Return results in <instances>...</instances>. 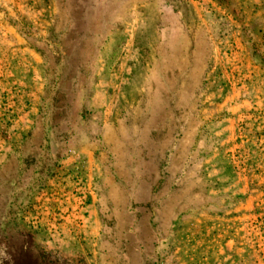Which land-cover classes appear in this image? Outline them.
I'll return each instance as SVG.
<instances>
[{"label": "rangeland", "instance_id": "1", "mask_svg": "<svg viewBox=\"0 0 264 264\" xmlns=\"http://www.w3.org/2000/svg\"><path fill=\"white\" fill-rule=\"evenodd\" d=\"M110 1L96 38L69 42L50 39L68 3L0 0V166L27 156L21 178L0 180V264H264V0ZM42 48L96 60L90 104L39 103ZM118 119L175 140L172 162L133 180L124 248L102 237L90 136Z\"/></svg>", "mask_w": 264, "mask_h": 264}, {"label": "crops", "instance_id": "2", "mask_svg": "<svg viewBox=\"0 0 264 264\" xmlns=\"http://www.w3.org/2000/svg\"><path fill=\"white\" fill-rule=\"evenodd\" d=\"M61 1L68 3L69 15L68 18H62V14L57 9L54 21L56 24V34L53 32L50 35V39L56 37L58 40L73 42L78 39H91L92 36H88L90 34L96 38L97 28L95 29L94 25L98 26L100 24L101 26L103 22L105 23L109 18H114L115 16L111 14L112 11L107 6L108 3L114 6V2L110 0H56L57 8L60 6ZM118 2L120 3V1H117L115 4L117 5ZM63 22L70 26L67 32L62 28ZM80 24L91 25L93 28L83 27L81 29L74 28L73 30L71 27V25L77 26ZM100 35L101 32L99 31L98 36ZM39 56L41 58L40 70L43 79L39 103H54V99L56 98V104L58 102L59 104H65L67 97L73 96L77 101V98L83 95L86 99L83 103H91L95 96L94 86L96 84V69L98 68L95 66L97 64L94 58L91 60V63H89L88 57L78 59L77 50H71V48L68 51H62L59 48L45 51L42 48ZM69 103H73V101ZM122 121L124 119H118L115 125L111 124L108 128H105V126L103 128L99 124L96 132L90 134V136L94 134V149L96 150L94 153L96 154L97 152L100 161H98L99 167L105 174L103 180L97 181L100 184V187H98L99 191H97L100 193H97V196L108 218L106 224L104 219H102V237L109 232H116L118 234V240L116 239V241H119L116 243V248H120V246L124 248V240L129 236L127 233L135 232L136 226L133 229L131 228L133 223L131 226L127 224L126 226L120 222L122 218H128V220L132 218L133 215L130 214V210L137 207L134 203L140 199L138 196L140 194L136 191L137 189L133 180H136L135 178L141 174L144 166H151L152 168H156V170L161 167L165 168L167 164L164 166L161 165V162L166 161L167 163V159L172 162V155L175 151L173 150L174 135L171 132L167 134V130L160 132L154 130L151 133V130L147 129L142 135L138 136L137 133L140 129H138L137 125H133L132 129L126 131ZM133 131H136L133 136L138 137L134 140L130 139V134ZM131 141L138 144L134 145L137 146L138 150L130 148L129 143ZM20 146L24 148L22 144ZM104 147L111 154L109 162L105 160ZM24 150L26 151V148ZM19 153L23 155V151H19ZM17 154L18 151L15 155ZM21 155L15 157L11 154L8 160L0 166V180H5V184L11 185V180L21 178L22 174L26 172L25 159L27 156L25 155L23 159ZM9 170L13 171V175L7 177ZM155 179L160 181L165 178L156 177ZM160 197L157 198L160 199ZM161 215L163 216L160 212L156 213L157 218H160ZM161 229L167 230V227L165 228V225L161 224V222L159 224L153 223L149 228V232L151 234H159L162 233ZM152 239L153 249L158 245L159 240H157V235L154 238L152 237ZM106 240L105 236L101 240L100 247L102 249H105L107 243H109ZM116 257L118 259V256ZM104 258L107 259V256L102 255V259Z\"/></svg>", "mask_w": 264, "mask_h": 264}]
</instances>
